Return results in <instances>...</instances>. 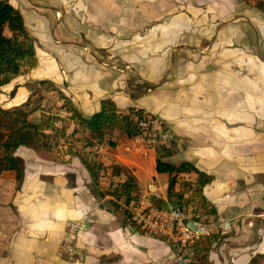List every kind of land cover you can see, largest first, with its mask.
Returning a JSON list of instances; mask_svg holds the SVG:
<instances>
[{
  "label": "crops",
  "instance_id": "0c3cea01",
  "mask_svg": "<svg viewBox=\"0 0 264 264\" xmlns=\"http://www.w3.org/2000/svg\"><path fill=\"white\" fill-rule=\"evenodd\" d=\"M7 2L21 14L36 58L34 68L2 88L14 91L9 108L31 96L21 82L46 81L56 90H42V97L54 95L62 106L60 92L85 117L110 100L122 113L139 109L160 119L176 145L167 160L189 162L213 178L203 189L218 218L210 264H254L264 257V12L255 0ZM167 15L177 42L127 40L129 33H146L150 26L163 30ZM192 31H215L216 42L181 43V32ZM129 141L116 145L117 154L110 146L97 150L103 160L111 158L109 164L101 161L104 165L131 171L140 194L145 165L140 157L150 152L125 153ZM15 156L24 163L19 189L15 173L0 176V264L184 262L102 205L78 157L61 161L26 147ZM196 177L185 175L189 181ZM85 214L91 224L76 241L84 258L68 259L60 244L69 222Z\"/></svg>",
  "mask_w": 264,
  "mask_h": 264
},
{
  "label": "trees",
  "instance_id": "16d2710c",
  "mask_svg": "<svg viewBox=\"0 0 264 264\" xmlns=\"http://www.w3.org/2000/svg\"><path fill=\"white\" fill-rule=\"evenodd\" d=\"M256 7L264 12V0H257ZM36 65L34 40L28 34L21 14L6 0H0V94L2 88L10 84L18 76L25 74ZM47 92L55 91L54 87L46 81L38 83ZM59 99L63 102L62 109L67 117H48L45 123L36 124L29 121V116L37 111L40 106L32 107L33 93L26 103L20 106L2 108L0 106V176L4 172L15 173L17 188L19 189L24 174L23 161L15 156L20 147L34 148L42 152L54 153L64 161L66 157H78L82 165L91 175L93 181L98 182L100 174L110 165H104L97 159V154L92 150L99 147L114 146L105 139V130L117 125L128 139L140 136L144 131L139 127L141 121L154 118L142 110L130 109L122 113L110 100L101 102V109L90 117L83 116L71 102L60 92ZM67 121V122H66ZM66 122V123H65ZM155 171L158 174L168 175L166 200L171 206L183 207L181 202L194 201V206L201 210L213 209L203 196V189L213 181L212 176L198 170L189 162L177 165L167 159L175 155L176 145L171 142L169 146H157ZM110 171L113 175L124 176L123 181L111 185L107 194L100 197L111 199H124V205H130L138 199V194L132 196L137 190L135 177L124 173L117 164ZM124 170V171H123ZM195 173L194 181H189L185 175ZM178 204V205H177ZM119 208V207H118ZM116 207L115 210L117 211ZM214 212V211H213ZM122 213L121 216H123ZM123 222H129V216H123ZM217 235H212L190 248L192 261L187 264H210L209 253ZM204 241V242H203ZM200 256L197 263L193 260Z\"/></svg>",
  "mask_w": 264,
  "mask_h": 264
},
{
  "label": "built area",
  "instance_id": "2783aa9c",
  "mask_svg": "<svg viewBox=\"0 0 264 264\" xmlns=\"http://www.w3.org/2000/svg\"><path fill=\"white\" fill-rule=\"evenodd\" d=\"M139 127L144 131L123 146L125 153L147 156L157 146H169L173 137L163 121L152 118L141 121ZM162 200L160 207L156 202ZM129 222L132 231L151 235L168 243L181 261L192 257L190 248L210 237L218 228V218L211 210H201L196 206H171L155 185L148 184L138 195L136 202L129 205ZM91 224V215L85 214L79 220L69 222L60 244L61 255L68 259L82 260L83 251L77 246V237ZM190 261V260H189Z\"/></svg>",
  "mask_w": 264,
  "mask_h": 264
},
{
  "label": "rangeland",
  "instance_id": "374dc122",
  "mask_svg": "<svg viewBox=\"0 0 264 264\" xmlns=\"http://www.w3.org/2000/svg\"><path fill=\"white\" fill-rule=\"evenodd\" d=\"M165 1L168 3L171 2V0H165ZM246 1L248 2L250 0H246ZM255 2L257 3V0H255ZM172 10H173V8L170 9V11H172ZM160 26H164V29L156 31L154 28H151V26H150V31H148L146 33L145 32L144 33L143 32H132V33H129L126 38L128 41H133L136 38L141 39V41H144V42H145V40H148L149 43H174V42H177L176 40H174V34H173V31L171 28V26H172V15L165 16L164 25L161 24ZM140 34L142 35V37L140 36ZM217 34L215 31H213V33L210 31H196V32L192 31L190 33L181 32V36L179 37V39H180L181 43H191V40H192V43H215ZM114 69L119 70V71L122 70V69H119L118 67H114ZM21 83H22V86L26 87V89H28L31 92V95L33 93L37 94V96L32 98L31 106L32 107H36L37 105L40 106V108L37 109L36 113L34 112L29 116L30 122L36 123V124H42V123L46 122V119L48 117H52V116H58V117L61 116L65 120L66 114L62 112L61 102L57 101V97L54 95H50V94L45 95L44 97L41 96V91L48 88L47 86L41 87V86L37 85L36 83H30V82L29 83L21 82ZM13 94H14V91H12V90L6 91V92H1V94H0V106L2 108H5V109L9 108V105L11 103L10 98H12ZM62 105H63V103H62ZM38 113H39V116H33L34 114L37 115ZM104 134H105V139H107V142L109 141V142L113 143V145H114V146H112L111 150H109V152L117 154L119 152V150L116 148V145L121 147L124 144V139L126 138V136L122 133L120 128L117 127V125L109 127L108 129H106ZM92 151L97 154V159L99 161H102L104 164L110 163L108 161L111 158H108L107 157L108 155H105V157H107L108 159L103 160L104 156L99 154L98 150H92ZM149 152H150L149 153L150 156L142 157V158L140 157V159H143L144 163H145L144 172L140 173L141 178H140L139 185H140V188L142 190L141 192L145 191V187L147 184H153V185H155L156 189L160 192V194L163 195V197H164L166 195V189H167V185H168V176H167V174L156 173L154 166H153V159H154L155 154L152 150H150ZM52 154H54V153H52ZM54 155H57V154H54ZM113 167H114V165H110V167H107L106 171L101 172L98 182H95V181H93V179H91L90 190H91L92 194L95 196V198L99 202H102V205H110L113 212L119 214L120 218H123V216L125 218V216H129V210H128L129 205H124V199L123 198L113 200V199L109 198V196L104 197V198L100 197L101 194H107L108 193L107 189L109 187H111V185L116 186V184L120 183L119 181L124 180V176H122L121 174L119 176L113 175V173L110 171V168H113ZM122 169H125V168H122ZM126 172L131 174V171L128 169L124 171V173H126ZM139 191L140 190L137 189L136 192L132 194V196H135L136 194L139 195ZM181 203L182 204H180V205H182L184 208H187V207L189 208V207H192L195 205L194 201L188 202L186 200H183ZM116 207L117 208L119 207L117 211L115 210ZM122 213H124L123 216H121ZM148 236H151V235H148ZM151 237H153V236H151ZM154 238L158 239L156 237H154ZM158 240H160V239H158ZM160 241L163 242V244L165 246L164 247L165 254L167 256H170L172 254L173 249L165 241H163V240H160ZM171 249H172V251H171ZM191 259H192V257L190 256L187 258V260L185 262H182V263L177 262L175 264H187V263H189V260L192 261ZM193 260L197 263L198 261H200V256L198 258L195 257ZM166 264H170V262L166 261ZM254 264H264V257L259 256L258 258L254 259Z\"/></svg>",
  "mask_w": 264,
  "mask_h": 264
},
{
  "label": "water",
  "instance_id": "95a60500",
  "mask_svg": "<svg viewBox=\"0 0 264 264\" xmlns=\"http://www.w3.org/2000/svg\"><path fill=\"white\" fill-rule=\"evenodd\" d=\"M162 205V200L156 202V206L160 207Z\"/></svg>",
  "mask_w": 264,
  "mask_h": 264
}]
</instances>
